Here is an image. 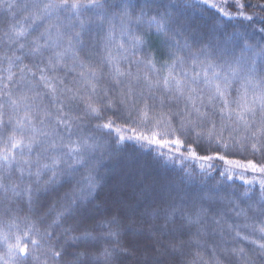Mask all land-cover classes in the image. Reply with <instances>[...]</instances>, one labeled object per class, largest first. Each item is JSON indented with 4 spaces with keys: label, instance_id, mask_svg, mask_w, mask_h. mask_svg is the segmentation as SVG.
Wrapping results in <instances>:
<instances>
[{
    "label": "snow or ice",
    "instance_id": "1",
    "mask_svg": "<svg viewBox=\"0 0 264 264\" xmlns=\"http://www.w3.org/2000/svg\"><path fill=\"white\" fill-rule=\"evenodd\" d=\"M126 141L179 174L101 200ZM25 205L2 264H264V5L0 0V215Z\"/></svg>",
    "mask_w": 264,
    "mask_h": 264
},
{
    "label": "trees",
    "instance_id": "2",
    "mask_svg": "<svg viewBox=\"0 0 264 264\" xmlns=\"http://www.w3.org/2000/svg\"><path fill=\"white\" fill-rule=\"evenodd\" d=\"M247 3H250L252 5H264V0H246ZM250 14L256 13L257 16L261 15L258 7H253L250 9H247ZM259 23L256 24V27H259ZM156 44V42H153ZM158 46V45H157ZM25 63H28L26 60ZM4 67H7L5 64ZM31 67V65H29ZM14 72L19 74V70L17 68L13 69ZM108 117H106L107 119ZM117 127L121 126V122L117 121L116 124ZM142 130H138V133ZM156 131H162L161 129H156ZM123 135H132L131 131H127L122 133ZM145 134H148L147 131H145ZM115 135V133H113ZM162 139H167V137H161ZM185 154H187V148H185ZM197 151L200 154H209L214 155L211 148L208 147V145L205 143L201 148L197 149ZM163 152L165 156L170 155L169 149L166 146L165 148L161 149L159 147H153L151 151H148L147 148L145 150H138V146L135 141H126L123 149V160H114L110 163L109 167L113 169L111 175L107 177V182L105 185V188L99 193V199L103 200L108 197H119V198H131L133 197L137 192L140 191L141 187L143 186L140 181L143 180L146 183L151 182H160L164 181L171 177H176L179 174L180 169V160L177 159L176 163L173 165L171 162H169L167 165H165L163 160H160L157 162V154ZM228 159L233 160H240L241 163H246L247 160L253 159V157L250 154H243V155H234L227 157ZM256 159H259V157H256ZM211 163H213L218 169V171L213 172V176L215 177V180H219V171H223L226 168H229L230 166L225 164L223 161L214 160ZM185 168H188L191 170L193 167H195V173L199 172V165L198 163H194L193 161H187L185 162ZM244 172L243 169H235V179L234 181H230L233 186L240 185L242 179H252L253 175L259 176V174H253L250 171L244 172L243 176H241V173ZM205 180L204 177L197 176V184H199L200 181ZM215 180H212L211 183H215ZM242 190V189H241ZM43 202L47 204L49 202V197L45 196L43 197ZM12 207L15 209L18 207V205L13 204ZM43 211H40V215H43ZM16 214L21 219L27 215L26 211V205L24 206V210H21L19 213H12L9 216H2L0 215V221H3L7 223V221L10 219V216ZM35 219V216L32 217ZM235 219V217H233ZM49 220H45L44 224L39 225L41 228V231H43L47 223H49ZM242 222V221H241ZM24 224L21 223L20 225V233L22 234L23 231H25ZM60 229L56 230V234H59ZM15 237H13L12 241L14 242ZM63 241H61L62 243ZM51 243H55V235L53 237V240ZM57 248H59V245H57ZM6 252V245L0 244V256H4ZM0 264H2V261H0ZM126 264H133V261L129 260L126 261Z\"/></svg>",
    "mask_w": 264,
    "mask_h": 264
}]
</instances>
